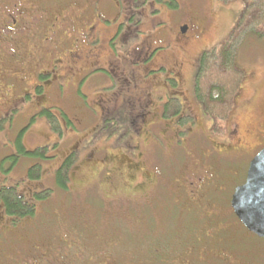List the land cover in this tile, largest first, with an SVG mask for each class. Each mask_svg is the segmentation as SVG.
I'll list each match as a JSON object with an SVG mask.
<instances>
[{
	"label": "rangeland",
	"instance_id": "1",
	"mask_svg": "<svg viewBox=\"0 0 264 264\" xmlns=\"http://www.w3.org/2000/svg\"><path fill=\"white\" fill-rule=\"evenodd\" d=\"M171 1L136 0L130 21L144 33H139L141 39L132 42L128 48L120 49L127 60L133 57V50L139 49V41L157 49L149 67L159 66V72L148 75L144 81L150 90L143 89L140 78L137 81L144 97L140 103L132 106L123 97L120 87L100 88L110 85V81L103 78L106 75L96 73L86 77L85 81H88L84 85L91 104H84V99L74 94L64 100L59 99L58 93H52V105L64 107L50 108L60 118L61 133L52 129L48 113L25 119L24 111L29 112L33 108H21L19 114L16 111L18 115L14 122L10 118L0 123V187H16L27 201L47 206V213L42 215L45 223H49L53 216L52 206L60 207L61 220L67 218L66 221L72 223L83 222L78 214L82 211L84 222L96 225L97 233L117 240L120 248L128 253L139 252L141 255L150 250V244L156 237L171 231L168 220L148 192L132 198L121 181L108 186L104 181L106 171L112 173L113 170L133 167V170L141 168L157 175H170L178 165L184 170L194 168L195 162L201 168L206 154L214 157V188L223 186L221 181L230 179L228 175L234 169L239 173L233 177L236 190L246 180L251 159L234 154L220 156L219 148L233 146V139L228 138L232 129L237 130L236 138L246 136L255 146L261 141L258 131L264 128V38L256 37L246 42L239 51L237 64L245 76L235 97L236 109L226 123L227 136L214 133V121L194 93L201 54L227 39L245 8V2L226 4L221 0H178V7H172L168 3ZM81 10L82 2L76 0L71 14L78 25L82 20ZM104 15L113 18L107 8H104ZM185 26H188L186 34L183 32ZM130 50L132 54L126 55ZM117 65L124 78L131 77V73L142 74V68L132 71L127 66ZM92 83L99 87L96 92H91ZM128 88L132 93L135 91L134 84ZM108 90H116V93L112 95L107 93ZM159 93L163 95L160 98ZM174 97L183 105L182 114L192 116L194 123L179 125L174 118L163 117V106ZM110 101L117 104L111 107L112 111L116 110L111 114L104 108ZM48 110L46 108V112ZM62 112L67 123H61V119H65ZM137 114L146 122L139 121ZM69 118L72 121H68ZM217 120L223 122V119ZM23 146L33 153H25ZM41 147L48 150L46 156L35 153ZM70 150L75 153V161L69 169L68 187L63 189L58 184L56 172L61 164V153ZM36 164L41 166L39 179L29 177V169ZM172 183H168L170 189L173 188ZM155 186L156 182L152 183L150 193ZM45 190L52 192L42 201L34 197V193ZM111 191L117 193L114 195ZM92 205L103 208L98 213ZM6 217L0 211V222H8ZM238 220L235 214L225 221L231 224V232L245 238L243 242L258 244V252L264 253V239L260 244L251 238L246 239L245 230L238 227ZM214 234H218L215 227ZM53 248L63 246L56 244ZM52 259L59 261V255L52 252Z\"/></svg>",
	"mask_w": 264,
	"mask_h": 264
},
{
	"label": "flooded vegetation",
	"instance_id": "2",
	"mask_svg": "<svg viewBox=\"0 0 264 264\" xmlns=\"http://www.w3.org/2000/svg\"><path fill=\"white\" fill-rule=\"evenodd\" d=\"M75 1L0 0V123L10 118L14 122L21 108H33L24 111L25 119L39 113L47 115L46 108L51 113L50 108H64L52 105V93H58L59 99L64 100L74 94L84 99V104H91L84 85L88 81L86 77L96 73L106 75L103 78L110 81V85L100 88L120 87L132 106L144 100L137 81L140 78L143 89L150 90L144 81L148 75L159 72V66L149 67L157 49L139 41V49L133 50L129 60L120 53V49L128 48L141 37L139 33H144L130 21L136 0H81L80 25L71 14ZM171 2L179 5L178 0ZM104 8L113 18L105 17ZM130 54L132 50L126 55ZM117 64L132 71L142 68V74L131 73V77L124 78ZM132 84L135 85L133 93L127 89ZM90 88L91 92L99 89L94 83ZM114 91L107 93L113 95ZM115 105L116 102L110 101L105 111L114 113L116 110L112 111L111 107ZM137 117L146 122L138 114ZM61 123H67L66 117ZM235 133L237 130L232 129L228 136L233 139V146H221L220 156L234 154L252 161L264 149V128L258 131L261 141L255 146L246 136L236 138ZM73 153L71 150L61 153L57 171ZM212 158L205 154L201 168L195 162L194 168L184 170L178 165L170 175H157L141 168L133 170V167L107 171L104 181L108 186L121 181L132 198L148 192L168 220L171 231L156 237L146 254L128 253L120 248L117 240L97 233L96 225L84 222L82 211L78 214L84 223H72L67 218L61 220L60 207L52 206L53 216L45 223L42 215L48 207L33 203V214L19 218L7 216L8 222H0V264H264V253H254L249 248L251 244L231 232V224L225 221L235 215L231 202L238 172L232 169V176L228 175L231 178L221 181L223 186L214 188ZM155 182V189L150 193ZM93 207L98 213L103 208ZM0 211L4 212L1 208ZM238 222L240 230H249L240 219ZM214 227L218 234H214ZM17 230L20 234L15 233ZM246 236L259 244L264 239L251 231ZM56 244L63 248L54 249ZM257 245L252 247L258 249ZM52 252L59 255V261L52 259Z\"/></svg>",
	"mask_w": 264,
	"mask_h": 264
},
{
	"label": "trees",
	"instance_id": "3",
	"mask_svg": "<svg viewBox=\"0 0 264 264\" xmlns=\"http://www.w3.org/2000/svg\"><path fill=\"white\" fill-rule=\"evenodd\" d=\"M228 4L236 1L245 2V8L238 19L237 24L230 31L227 39L217 44L211 49L205 50L200 56V64L195 77L194 93L200 101L206 114L214 121V133L225 137L227 136L226 123L229 116L235 111V97L238 94L245 72L237 64L238 54L242 46L252 41L254 38H264V0H221ZM170 5L176 6L173 2ZM176 84V81L173 82ZM49 120L52 122V129L58 134L62 131V126L56 114L48 111ZM183 105L178 98H169L163 108V117L175 119L179 125L194 123L195 119L182 114ZM46 115V114H45ZM65 116V114H63ZM223 119V122H219ZM25 153H33L26 151ZM44 150V151H43ZM46 148H37V154L45 155ZM75 156L68 158L57 171V181L59 186L67 189L69 178V169L75 161ZM111 167L110 169H113ZM68 171V172H67ZM109 171V170H108ZM107 172V171H106ZM29 177L39 179L41 177V166L36 164L29 169ZM52 190H45L36 193V199L41 200L48 197ZM34 202L27 201L24 195L20 194L16 187L3 185L0 187V208L6 216L25 217L33 214ZM250 230L244 234H249ZM252 232V231H251ZM257 235V234H256ZM256 254H260L252 244L249 247Z\"/></svg>",
	"mask_w": 264,
	"mask_h": 264
},
{
	"label": "water",
	"instance_id": "4",
	"mask_svg": "<svg viewBox=\"0 0 264 264\" xmlns=\"http://www.w3.org/2000/svg\"><path fill=\"white\" fill-rule=\"evenodd\" d=\"M186 30L184 27L183 32ZM231 204L240 221L264 237V149L252 159L246 181L236 188Z\"/></svg>",
	"mask_w": 264,
	"mask_h": 264
}]
</instances>
